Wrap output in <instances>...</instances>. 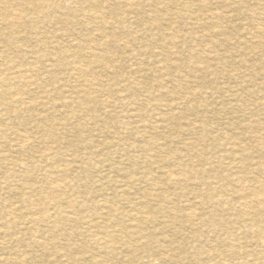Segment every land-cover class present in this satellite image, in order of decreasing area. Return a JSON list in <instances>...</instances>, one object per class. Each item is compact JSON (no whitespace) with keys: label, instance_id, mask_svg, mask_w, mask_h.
I'll use <instances>...</instances> for the list:
<instances>
[{"label":"rangeland","instance_id":"1","mask_svg":"<svg viewBox=\"0 0 264 264\" xmlns=\"http://www.w3.org/2000/svg\"><path fill=\"white\" fill-rule=\"evenodd\" d=\"M0 99V264H264V0H0Z\"/></svg>","mask_w":264,"mask_h":264},{"label":"bare ground","instance_id":"2","mask_svg":"<svg viewBox=\"0 0 264 264\" xmlns=\"http://www.w3.org/2000/svg\"><path fill=\"white\" fill-rule=\"evenodd\" d=\"M126 2V1H125ZM128 4H130V3H128ZM134 4V3H133ZM132 6V5H131ZM104 16V15H103ZM102 21V20H101ZM96 25V24H95ZM34 57V56H33ZM34 61V60H33ZM199 62V61H198ZM187 63V62H186ZM189 63V62H188ZM191 63V62H190ZM200 64V63H199ZM195 65H197V64H195ZM195 65H194V67H195ZM190 66H191V64H190ZM192 67V66H191ZM199 68V67H198ZM21 74V73H20ZM20 76L18 75V76H16V78H19ZM27 81H29V80H27ZM26 81V82H27ZM21 92V91H20ZM88 96H85V98H87ZM2 98V97H1ZM8 99V98H7ZM10 99V98H9ZM5 100V99H4ZM85 99H83V100H80L79 102H78V107L79 108H81V105L83 104V101H84ZM18 101V100H17ZM3 101H2V99H0V103H2ZM2 104H4V103H2ZM15 104V103H14ZM21 104H23V103H21ZM68 105V104H67ZM1 106V105H0ZM7 106V105H6ZM26 108V107H25ZM4 110V109H3ZM6 110V109H5ZM4 110V111H5ZM3 118H4V116H3ZM44 119V118H43ZM9 122V121H8ZM42 122V121H41ZM52 122V121H51ZM50 123V122H49ZM5 125V124H4ZM7 125V124H6ZM11 125V124H10ZM45 126V125H44ZM49 126H51V125H49ZM7 128V127H6ZM42 128V127H41ZM8 129V128H7ZM6 132H7V130H6ZM23 134V133H22ZM14 137H15V135H14ZM19 137V136H18ZM20 138V137H19ZM52 139V138H51ZM23 139L21 138L20 139V141L19 142H21ZM27 140H28V138H27ZM54 140V139H53ZM24 141V140H23ZM54 142V141H53ZM24 143V142H23ZM18 145H21V144H18ZM45 145V144H44ZM26 146V145H25ZM24 146V147H25ZM48 147V146H47ZM156 147V146H155ZM159 148V147H158ZM45 149V148H44ZM49 149V148H48ZM40 153H42V152H40ZM44 153V152H43ZM160 153V152H159ZM162 153H164V151L162 152ZM39 155V154H38ZM24 165V164H23ZM27 166V165H26ZM77 167V166H76ZM77 171V170H76ZM63 172V171H62ZM79 172V171H78ZM67 173V172H66ZM167 173V172H166ZM171 173V172H170ZM80 174V173H79ZM83 174V173H82ZM176 174V173H175ZM165 175V174H164ZM70 176V175H69ZM67 177V176H66ZM130 177V176H129ZM165 177V176H164ZM170 177H171V175H170ZM150 178V177H149ZM128 179V178H127ZM129 180V179H128ZM150 180V179H149ZM71 181V180H70ZM66 182V181H65ZM49 184V183H48ZM130 184H132V182H130ZM129 184V185H130ZM153 184V183H152ZM47 185V184H46ZM151 185V184H150ZM56 186V185H55ZM54 186V187H55ZM60 186H62V184L60 185ZM70 186V185H69ZM152 186V185H151ZM24 187V186H23ZM33 187V186H32ZM62 187H64V185L62 186ZM68 187V186H67ZM126 187V186H125ZM56 188V187H55ZM34 189V188H33ZM61 189V188H60ZM29 190V189H28ZM57 190V189H56ZM59 190V189H58ZM54 192V191H53ZM84 192V191H83ZM79 196V195H78ZM39 199V198H38ZM41 199V198H40ZM44 200V199H43ZM63 200V199H62ZM61 200V201H62ZM32 201V200H31ZM46 203V202H45ZM26 204V203H25ZM34 204H36V203H34ZM41 204V203H40ZM76 204V203H75ZM106 204V203H105ZM46 205V204H45ZM82 205H84V204H82ZM35 206H37V205H35ZM61 206V205H60ZM43 207V206H42ZM68 207H69V205H68ZM84 208V207H83ZM32 209V208H31ZM68 209H70V208H68ZM109 209V208H108ZM37 210V209H36ZM39 210V209H38ZM55 210V209H54ZM79 210H81V209H79ZM78 210V211H79ZM84 210H86V209H84ZM25 211H26V209H25ZM75 211V210H74ZM27 212H28V209H27ZM69 212V211H68ZM79 212H81V211H79ZM193 212V211H192ZM42 213V212H41ZM42 215V214H41ZM66 214H63V216H65ZM20 216V215H19ZM72 216V215H71ZM83 216V215H82ZM40 217V216H39ZM144 217V216H143ZM29 218H30V216H29ZM50 218V217H49ZM69 218V217H68ZM72 218H76V217H72ZM78 218V217H77ZM82 218V217H81ZM85 218V217H84ZM84 218H82V219H84ZM146 218V217H145ZM192 218V217H191ZM62 219V218H61ZM60 219V220H61ZM25 220H26V218H25ZM59 220V221H60ZM63 220V219H62ZM70 220V219H69ZM81 220V219H80ZM88 220V219H87ZM92 220V219H91ZM27 221V220H26ZM37 221H39V219L37 220ZM68 221V220H67ZM79 221V220H78ZM28 222V221H27ZM31 222H33V221H31ZM66 222V221H65ZM23 224V223H22ZM25 224V223H24ZM26 225V224H25ZM88 226V225H87ZM89 226H91L90 225V223H89ZM7 232V231H6ZM6 236V235H5ZM47 239V238H46ZM50 242V241H49ZM10 243V242H9ZM54 243V242H53ZM52 243V244H53ZM55 244V243H54ZM49 245V244H48ZM47 245V246H48ZM46 246V245H45ZM49 247H50V245H49ZM52 247V246H51ZM54 247V246H53ZM49 248H46V250H48ZM13 258V257H12ZM21 259V258H20ZM24 259V258H23ZM17 260H19V259H17ZM25 260V259H24ZM23 260V261H24ZM27 260V259H26ZM25 260V261H26ZM22 262V261H21ZM258 262V261H257ZM7 263V262H6ZM131 263V262H130ZM135 263V262H134ZM11 264H13V263H11Z\"/></svg>","mask_w":264,"mask_h":264}]
</instances>
